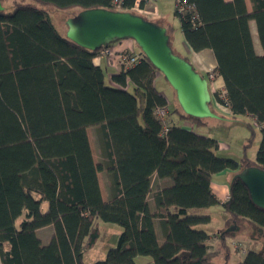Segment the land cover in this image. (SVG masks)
<instances>
[{
    "label": "trees",
    "instance_id": "obj_1",
    "mask_svg": "<svg viewBox=\"0 0 264 264\" xmlns=\"http://www.w3.org/2000/svg\"><path fill=\"white\" fill-rule=\"evenodd\" d=\"M29 1L0 12V264H85L83 255L100 237L98 219L122 230L116 246L91 264H136L138 256L154 264H215L219 251L209 250L210 236L200 228L210 217L188 212L220 205L210 189L215 174L264 170V0H249L250 11L245 0H175L184 43L191 52L213 54L212 73L223 82L228 115L248 116L260 130L254 160L239 161L218 157L217 141L197 131L204 119L176 106L177 121L168 107L163 127L154 111L168 104L156 87L157 71L140 51L130 53V67L111 76L118 86H107L103 69L93 62L105 47L77 46L40 8L116 11L113 0ZM5 2L0 0L3 7ZM134 2L121 0V10L131 12ZM178 4L191 9L179 12ZM221 102L214 92L211 110ZM88 128L97 130V164ZM100 172L108 183L106 201ZM220 208L227 214L225 227L250 229L248 239L260 243L234 264H264V210L251 202L239 179L231 181ZM46 227L53 232L42 243L37 231ZM224 229L216 237L229 251L227 238L235 234Z\"/></svg>",
    "mask_w": 264,
    "mask_h": 264
},
{
    "label": "rangeland",
    "instance_id": "obj_2",
    "mask_svg": "<svg viewBox=\"0 0 264 264\" xmlns=\"http://www.w3.org/2000/svg\"><path fill=\"white\" fill-rule=\"evenodd\" d=\"M15 1H19V0H6V2L4 3L5 10L11 11L13 9V5ZM155 5L157 8V15L155 17L147 18L146 20L151 21L159 26H162L166 30L167 28H170L169 41L173 52L181 57L185 55L187 56V54H185L186 48L180 30L179 19L174 15L175 0H157ZM248 5H250L249 1H248ZM40 8L44 9L48 13L49 20L51 21L57 32L64 38L67 30L66 21L69 18L75 16L80 11L79 9L76 8L69 10H62V11L56 10L51 7H40ZM250 30L253 37L254 49L257 54H261L262 50L258 42L254 22H250ZM130 43H133L131 52L138 53L139 48L136 46V44L133 41L123 40L119 43H113L111 46H109L108 50L110 54L107 55L105 54L104 55L105 58H107L108 56L110 58H115L119 54H122L123 51L130 50L129 47ZM100 53L102 54V51ZM108 62L109 65H111L112 67L107 66L105 68V64L102 65V69L105 74V84L107 86L116 87L118 85L109 78H111V75L117 73L116 70L114 69L117 68V65L116 62L114 61L111 62L108 60ZM205 62L207 65L206 67L209 68V61L206 59ZM108 73L110 74V77H107ZM205 75L203 76L208 80L209 87L212 93L220 92L222 96L224 89L215 88L216 86L215 76L211 74V78L208 79L209 74H205ZM156 76H157L156 87L167 101L169 110L171 112L170 115L172 120L177 121V115L172 112L175 106L179 108L178 103L176 101L175 93L171 89V87L167 84V82L165 81V79L161 74L157 72ZM125 89L132 92V86L130 84H128L125 87ZM216 109L218 111L215 110V112L219 116V119H212V118L204 119L206 125L201 126L200 128L197 129V131L199 130L201 134L213 138L219 144H221L220 149L216 151L218 157L230 158L239 161V159L245 156L248 160H254L261 137L260 130L254 123V120L245 115H240V116H236L235 118H232L230 115H228L227 111L224 110L221 111L217 107ZM182 124H186V122L184 121ZM87 137L91 148L93 160L95 163H99L101 161L100 144L97 138L96 128H89L87 130ZM220 179L227 180V178L224 175L220 176ZM98 181H99V186L103 200L106 201L108 199V193H107L108 183L105 172H100L98 174ZM156 188H157V184L154 182L152 190L154 191L156 190ZM188 213L189 215H200V216L206 215L210 217L211 220L210 223L207 226L200 228L205 230L210 236L208 240V244L210 245L209 250L219 251L218 256L213 260L215 264H226L227 259H229V261L227 262L228 264H234L239 259L244 257L249 247L255 251L260 249V243L256 241H250L248 239V235L250 234V229H248V232H246L244 227H242L241 225L238 226L235 223H232L227 227L224 226L225 219L227 218V214L224 211H222V209H220L219 207L214 206L208 209H191ZM95 223L97 224V227L99 229L100 237L97 243L95 244V246L83 255V262L85 264H91L95 261L104 259L106 252L109 249L114 248L116 246L117 238L122 230L121 227L115 224L106 223L99 219ZM223 229H224V234H229V233L235 234L233 238H227L226 241V245L229 247L230 256L229 254L226 255L225 251H227L228 253L229 251L224 248L223 244H221L220 240L217 239L216 237V234L220 233V231ZM229 229H232V231ZM241 229H243L244 232H242ZM52 232L53 229L50 227L49 229L40 232V234H38V237L41 236L43 238V241L45 242L50 239L49 236H51ZM158 235H159L158 237L160 238V234ZM135 263L154 264L153 260L150 257H146V256L136 257Z\"/></svg>",
    "mask_w": 264,
    "mask_h": 264
},
{
    "label": "water",
    "instance_id": "obj_3",
    "mask_svg": "<svg viewBox=\"0 0 264 264\" xmlns=\"http://www.w3.org/2000/svg\"><path fill=\"white\" fill-rule=\"evenodd\" d=\"M4 7L0 3V12ZM65 38L79 47L96 51L113 43L131 40L175 93L181 111L197 119H219L210 108L208 80L170 46L167 30L131 12L93 8L79 11L66 21ZM251 202L264 210V170L247 167L236 173ZM232 231V229H229Z\"/></svg>",
    "mask_w": 264,
    "mask_h": 264
},
{
    "label": "crops",
    "instance_id": "obj_4",
    "mask_svg": "<svg viewBox=\"0 0 264 264\" xmlns=\"http://www.w3.org/2000/svg\"><path fill=\"white\" fill-rule=\"evenodd\" d=\"M225 1H231V0H225ZM248 1L249 0H245L246 5H247V8L250 11V5H248ZM129 47H130V50H128V51L131 52V49L133 47V43H130ZM185 48H186V53L185 54H187L190 63L193 65V67L195 68V70L197 72H199L200 74L205 75V74H207L208 71H210V72L213 71V69L216 66V62H215V59L213 57V54H212V52L210 50H203L201 52L194 53V52H191L189 50V48L187 47L186 44H185ZM206 59L209 61V68L206 67L207 66L206 65V62H205ZM93 62H94L95 65L100 66L101 68H102V65H104V64H105V68L107 66H111V65H109L108 59L105 58V57H97V58H95L93 60ZM114 69L116 70V72L119 71L116 68H114ZM106 71H108V70H106ZM213 75L215 76V79H216L215 80L216 81L215 82V85H216L215 88H217V89H221L222 88L223 89V82H222L221 78L217 77L215 74H213ZM107 77H110V74L109 73L107 74ZM183 126L184 127H188V128H191L192 127L191 124H189L188 122H186V124H183ZM220 146H221V144L218 143V149H220ZM223 175L227 178V180L220 179V176H223ZM234 175H235V173L232 172V171H224V172L217 173V174H215L212 177V181H211V184H210V189H211V192L214 194V196L219 201L220 205L222 203H224L225 201H227V199L229 197V185H230V183H231L232 178H233ZM164 182L163 181H157V184L158 185L166 184ZM220 205H218L217 207L220 208ZM225 221H226V219H225ZM224 226H225V224H224ZM49 228L50 227H46V228H43V229L38 230L37 231V235L40 234V232H42L43 230H46V229H49ZM155 230H156V233L157 234H160V238L158 237V240L161 243L162 242V237H161V233L159 231V227H158V224L157 223H155ZM39 238H40V240H41L42 243H47V241H48L47 240V241L44 242L43 241V238L41 236H39Z\"/></svg>",
    "mask_w": 264,
    "mask_h": 264
},
{
    "label": "built area",
    "instance_id": "obj_5",
    "mask_svg": "<svg viewBox=\"0 0 264 264\" xmlns=\"http://www.w3.org/2000/svg\"><path fill=\"white\" fill-rule=\"evenodd\" d=\"M156 1L157 0H135L134 5L131 8V12L134 14L136 13V14L142 15L147 18L155 17L157 15V8L155 5ZM112 3L116 11H122L121 5H120L121 0H113ZM177 7H178L179 12H183L186 8L191 9L190 6L188 7V6H184L180 4H178ZM130 53H131L130 51H123L122 54H119L117 57H115L116 59L110 58L109 56H108L109 58L108 57L107 58L111 62L112 61L116 62V65H117L116 69L120 70L122 67L128 68L133 64L134 59L131 58ZM105 54L106 55L110 54L108 47H105V49L102 50V54L100 53L99 57H103ZM207 74H209L208 79H210L212 72H207ZM223 94H222L223 102L216 103L215 105L217 108H219V110L221 111L224 110V111L229 112L228 105L226 104V100ZM154 115L160 120L164 128L168 126V106H164L162 108H156L154 111Z\"/></svg>",
    "mask_w": 264,
    "mask_h": 264
}]
</instances>
